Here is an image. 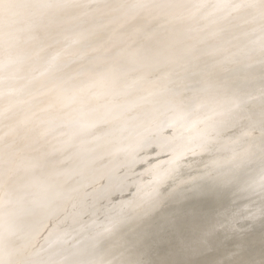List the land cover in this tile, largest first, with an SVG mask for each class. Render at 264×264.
I'll return each mask as SVG.
<instances>
[{
  "label": "bare ground",
  "instance_id": "bare-ground-1",
  "mask_svg": "<svg viewBox=\"0 0 264 264\" xmlns=\"http://www.w3.org/2000/svg\"><path fill=\"white\" fill-rule=\"evenodd\" d=\"M83 1L0 0V143L16 138L18 154L0 168V264L26 251L27 264H264V130L245 127L264 125V0H97L103 13ZM95 10V24L130 19L98 25L112 45L94 55ZM89 32V79L68 86L73 58L45 44L75 59ZM95 83L119 88L85 100ZM75 198L101 208L68 229Z\"/></svg>",
  "mask_w": 264,
  "mask_h": 264
},
{
  "label": "rangeland",
  "instance_id": "rangeland-1",
  "mask_svg": "<svg viewBox=\"0 0 264 264\" xmlns=\"http://www.w3.org/2000/svg\"><path fill=\"white\" fill-rule=\"evenodd\" d=\"M31 1H32V0H31ZM85 1H86V2H89V1H91V0H88V1H87V0H84L83 2H85ZM92 1H93V0H92ZM96 1H97V0H95V1H93V2L95 3ZM108 1H109V0H108ZM111 1H115V0H111ZM116 1H117V0H116ZM119 1L121 2V0H119ZM122 1H123V0H122ZM126 1H127V0H126ZM15 2H17V0H15ZM83 2H82L81 4H83ZM86 2H85L86 5H88V4L90 3V2H89V3H86ZM93 2H91L92 4H89L88 6H85V4H83V5H81L80 3H79V4H80L82 7L84 6L83 8H86V7L88 8L89 6H93V8L96 9V8L98 7L97 5H99V2L97 1L98 4H97V2H96V4H94L95 6L93 5ZM130 2H131V1H130ZM130 2H128V3L130 4ZM137 4L140 5V3H137ZM157 4H158V3H156V2L153 1V5H154V6H157ZM132 5H133V3H132ZM132 5H131V6L129 5V6L133 8ZM134 5H135L134 8H135V10H136V9H137V8H136V3H135ZM139 5H138V6H139ZM144 5H145V4H144ZM99 6H100V5H99ZM140 6H141V5H140ZM140 6H139V7H140ZM2 7H3V6H2ZM2 7H1V8H2ZM4 7H5V6H4ZM4 7H3V8H4ZM7 7H8V6H7ZM7 7H6V8H7ZM34 7H35V6H34ZM34 7H32V8H34ZM139 7H138V8H139ZM3 8H2L0 11H2ZM10 8H11V7H9V9H10ZM36 8H37V7H36ZM36 8H34V11L36 10ZM93 8H90V9H93ZM102 8H104V7H102ZM140 8H141V11H143V8H142V7H140ZM203 8H204V7H203ZM203 8H202V10H203ZM30 9H31V7H30ZM90 9H88V10L90 11ZM98 9H100V12L103 13V11H101V6H100V8L98 7ZM4 10H5V11H6V10L8 11V8H7V9L4 8ZM31 10H32V14H33V9H31ZM31 10H28V12L30 11L29 14L31 13ZM103 10H105V13H104L105 15H106V10L109 11V9H103ZM137 10L140 11V9H137ZM145 10H146V9H145ZM92 11H94V9H93ZM92 11H90V12H92ZM97 11H99V10H97ZM97 11L95 10V12H93L92 14H93V15H94V13L97 14ZM110 11H111V10H110ZM100 12H98L97 15H99V14L101 15L102 13H100ZM0 13H1V15H2V14H7V13H5V12L3 13V11L0 12ZM141 13H142V12H141ZM143 13H145V12L143 11ZM107 14L110 15V16L113 15L112 17H115V16H114L115 13H113V12H112V15H111V13H107ZM135 14H136V16H135L134 18H136V20H137V22H138V18L140 19L141 14H140V16H139V13H138V15H137V13H135ZM1 15H0V16H1ZM36 15H39V14L36 13L35 16L33 15L34 17H32L31 15H30V16H31V18L36 19V18H38ZM93 15H92V17H94ZM100 15H99V16H95V20H94V21H93V19H92V17H91L90 19H92V22H91L90 19H89V21H88L89 23L87 22V27H88V24H89V25H93V23L95 24V21L97 20L96 18L100 17ZM105 15L102 14L101 17H102V16H105ZM116 15H117V14H116ZM118 15H119V14H118ZM118 15L116 16L118 20H119V18H120V19H124L126 22H128L127 19H130V17H129V18H126V19L124 18V17H126L127 15L129 16V14H127V15L124 14V16H122V14H120L123 18H121L120 15H119V17H118ZM3 16L6 17V15H3ZM106 16H107V15H106ZM110 16H109V17H110ZM143 16H144V15H143ZM155 16L160 17L159 15H155ZM5 17L2 18V16H1V17H0V20H3V19L5 20ZM7 17H8V15H7ZM7 17H6V19H7ZM107 17H108V16H107ZM107 17H103V18H105V19H103V21L101 20V22L104 24V23H105L104 20L107 19L106 24H104V27H106L108 24H109V25H113L112 21L115 22V21L117 20L116 17L113 18V19L111 18L112 20H111L110 18H107ZM137 17H138V18H137ZM143 18H144V17H141L140 20H142ZM100 19H102V18H100ZM100 19L98 18V22H100V21H99ZM108 19H109V20H108ZM110 20H111V21H110ZM114 20H115V21H114ZM136 20H135V21H136ZM140 20H139V21H140ZM125 21H124V22H125ZM129 21H130V20H129ZM131 21H132V20H131ZM257 21H258V22H260V21H264V16H262V17H261L260 19H258ZM90 22H91V23H90ZM96 22H97V21H96ZM107 22H110V23H112V24H110V23L107 24ZM116 22H117V21H116ZM120 22H121V24H125V23L122 22V20L119 21L118 23H120ZM196 23H197V21H196ZM103 24H100V23L97 24V23H96V24H95L96 26L93 25V26H95L96 28H95V27H90V26H89L90 28H93V29L91 30V33H92L93 39H95L96 41H94V40L92 39V36H91V34H90V32H89V34H90L89 36H91V37L88 38V37H89V36H88L87 39L85 38L86 40H85V41L83 40L84 42H82L83 45L86 47V48L84 47V49H82L83 51L81 50L82 52H84V54H82V52H79V53H80V55H79V53L77 52V54H78L79 56H76L77 58H75V59H74V57H75V55H76V52H75V54H74L73 51H70V50H68V49H66V50L63 49L61 52H63L64 50H65V52H64V53H61V52H60V49H62V47H61V48H58V45H56L54 42H52V40L50 41V40H48V39H47L46 41H48V42L50 41V42H49V43L47 42L48 44H45V46L48 45L49 47L47 46V47H48V48H47V47L42 46V47H44V48H41V46H39V47H40V48H39V52H40V53L45 52L44 50H46V48H47L48 50H46V51L49 52V50H50V53H51V54L55 53V51H56L57 55H59V56H60V54H61V55L63 54V55L65 56V58H64V56H61V58H62V63H63L62 65H68V63H70L71 58H73V59L71 60L72 62H73V60H74V62H75V60H76V64L73 62V64L75 65V67L77 66L75 69L78 68L77 70L80 71V72H81V69L84 71V70H85L84 68H86V65H87V64H89V65H87V66H91V64L93 63L92 61H94L93 59L95 58V57L93 58V56H94L95 53H96L95 51H97V47H98V50H99V48H101V51H104V50H108L109 47H111V45H112V43H109L110 41H108L107 38H106V40H107L108 42H107V41H106V42H102V41L100 40L101 37H102V35L106 34L105 30L108 29V26L105 28V30H104V27H103V26H102V28H101L100 26H98V25H103ZM114 24H115V23H114ZM116 24H117V23H116ZM89 27H88V28H89ZM98 27H99V29L101 28V30L98 29L99 31H101L100 33H99V31L97 30ZM93 30H94V32H93ZM102 30H104V31H102ZM106 31H107V30H106ZM124 31H126V30H123V32H124ZM96 32H98V34H97ZM123 32H122V34H123ZM127 32H128V31H126L125 33H127ZM101 33H103V34L101 35ZM94 34H97V36L94 35ZM99 34H100L101 37L99 36ZM107 34H108V32H107ZM128 34H129V33H128ZM128 34H126L125 37H128V36H129ZM127 35H128V36H127ZM241 35H242V34H240V35L234 37V38L231 39V40H226V39H224V38H221V39H219L218 43H216L215 45H212V46L207 47V48H206V54H208V58H209L208 62H205V63H203V64L194 63L195 68H196V69H197V68H203V67H205V66H207V65H209V64H211V63H213V62H215V61L218 60L219 58H221V57L224 55V53L227 52V50H229L230 48L234 47V46L239 42V40H240V37H239V36H241ZM94 36H95V37H94ZM98 36H99L100 39H98V38L96 39V37H98ZM105 37H107V36L105 35L104 38H105ZM91 39H92L94 42H97V43H95V44H98V40H100V41H101V42H99L100 45H99V44H98L99 46L96 45V46H95L96 48L93 47L94 45H93L92 43H94V42H93V41L91 42V41H90ZM88 40H89V42H87ZM102 40H104V39L102 38ZM46 41H45V43H46ZM104 41H105V40H104ZM86 42H87V43H86ZM84 43H85V44H84ZM101 43H102V44H101ZM108 43L110 44V46H108V45H109ZM128 43H129V42L126 43L127 46H129V45L131 44V43H130V44H128ZM50 44H53V46H54V44H55L57 47L54 46L53 48H55V47H56V48L53 50L52 45H51V48H52V51H51V49H50ZM86 44H87V46H86ZM88 44H90V46H91V44H92V47L94 48V50H93L94 52H93V51H89V48H90V50L93 49V48L90 47V46H88ZM103 44H104V45H103ZM107 44H108V45H107ZM132 44H133V43H132ZM132 44H131V45H132ZM102 45H103V46L107 45V46H105V48H106V47H107V48L105 49ZM196 45L199 46L200 43H197ZM100 46H101V47H100ZM125 46H126V45H125ZM132 46H133V45H132ZM87 47H89V48H87ZM102 47H103V48H102ZM57 48H58V49H57ZM40 49H44V50L41 51ZM85 49H86V50L88 49L87 51H89L90 55H92V54H94V55H92L91 58H90V55L88 54V52H87ZM95 49H96V50H95ZM102 49H104V50H102ZM66 51H67V54H66ZM48 52H47L46 54H48ZM52 52H53V53H52ZM59 52H60V53H59ZM91 52H93V53L91 54ZM58 53H59V54H58ZM68 53H69L70 55H68ZM86 53H87L88 57L85 55ZM72 55H73V57H72ZM84 55H85V56H84ZM66 56H67L68 58L70 57L69 60L66 58ZM81 56L83 57V59H82V60H84L83 62H82V60H80V59L82 58ZM80 57H81V58H80ZM79 58H80V59H79ZM84 58H86V59H84ZM88 58H89V59H88ZM92 58H93V59H92ZM66 59H67L69 62H67ZM77 59H79V61H81V62H79L80 64L77 63V62H78ZM91 59H92V61H91ZM88 60H89L91 63H90V62L87 63ZM104 60H105V59H104ZM104 60H103V62H100L101 65H102V64L104 65ZM106 60H109V59H107V57H106ZM101 61H102V60H101ZM109 61H111V60H109ZM64 62H66L67 64H66V63L64 64ZM72 62L69 64V66H72ZM84 62H86V63H84ZM83 63H84V64H83ZM106 63H107V61H106ZM106 63H105V64H106ZM108 63H109V62H108ZM110 63H111V62H110ZM82 64L85 65V66H82ZM33 65H36V64H33ZM74 65H73V66H74ZM80 65H81V66H80ZM92 65H93V64H92ZM99 65H100V64H99ZM73 66L70 67V69L72 68V69H73L72 71H73L74 73H73L72 71H71V73L68 72V73H67V74H68V78L65 77V78H66V79H65V83H66V81H67L68 86H71V87H74V86H73V85H74L73 83H75V80H77V79H75V78H78V80H79V79H81L82 77H84V75H85L83 71L80 73L82 76H80L79 74L77 75V73H79V72H77V70H76V72H75ZM104 66H105V65H104ZM79 67H80V70H79ZM83 67H84V68H83ZM34 68H35V67H34ZM34 68H33V70L36 69V68H35V69H34ZM38 69H39L40 71H39ZM86 69H87V68H86ZM147 69H148V68H147ZM147 69L145 68V70H146L145 72H146V73L149 72L150 68H149L148 72H147ZM177 69H178V68H176L175 70H173L172 72H169V73H167V74L156 75V76H157V79L154 77V78H155L154 81L157 82V83H165V82H167V79H168L167 76H169L170 74L176 72ZM180 69H181V68H179V70H180ZM36 70H37V72H39V75H41L40 72H41L42 69H41L40 67H39V68L37 67ZM82 73H83V74H82ZM69 74H73V75L75 74L74 76L77 75L78 77H74V76H72V78H71V77H70L71 75H69ZM79 76H80V77H79ZM86 76H89V75H86ZM69 77H70L71 79H75L74 82L72 81L73 83L70 82L71 79H69ZM73 77H74V78H73ZM68 79H69V80H68ZM82 79H83V78H82ZM82 79H81V80H82ZM84 79H87V80H88L89 78L84 77ZM78 80H77V81H78ZM67 83H66V84H67ZM69 83H70V84H69ZM71 84H72V85H71ZM104 84H105V83H104ZM104 84H98V85H97V84L95 83V85H90L86 90L82 91V93H81L80 95H82V96L85 98V100L87 99V101L90 100V102H91V101H93V99H94L93 97L96 96V93H97V92H99V91H112V92H114V91H116V89L119 88V87L117 88L116 86H104ZM75 86H76V85H75ZM137 86H138V85H131L130 87H128V88L126 87V88L129 90V89L137 88ZM125 90H126V89H125ZM89 97H91L92 99H89ZM70 104H71V106H72V105L74 106L75 103L73 102V104H72V103H70ZM51 114H52V113H50L49 115H51ZM245 127H246V131H247V135H248V137H252V136L254 135V133L257 132V131H263V130H264V125H261V126H259V127H258V126H257V127H252V125H247V126H245ZM253 128H254V129H253ZM257 128H258V130H256ZM7 131H8V130H7ZM4 133H5V134H8V132H4V131H2V133H0V134L3 135ZM5 134H4V135H5ZM10 138H11V141L13 142V143L11 142V144L14 145V142H15V140H16L15 137H14L15 140H14L12 137H8V139H7V138L5 139V142H4V140H2V142L0 143V163H1L0 168H1V167H5V166L10 167L9 164L11 163V160H12L11 157L14 158V156L16 155V152H17V151L14 150L13 146H12V148H13V150H12V148L10 147L11 144L9 143L10 141L6 142V140H10ZM13 140H14V141H13ZM6 143H9V144H6ZM7 147H8V148H7ZM9 147H10L11 149H10ZM9 156H11V157H10L11 159L8 158ZM16 156H18V154H17ZM4 163H7V164H4ZM3 164H4V165H3ZM117 167H118V168L120 167V164H119V163H118V166H117ZM144 173H145V174H144V177H145L148 173H147L146 171H145ZM191 174H192V173H190V172H189V173H188V172H183V173L180 174V177H181V178L189 179V177L191 176ZM142 177H143V176H142ZM127 179H128V178H127ZM139 180H140L139 178H136V179L132 180V182H133V183H137V182H139ZM127 181H128V180L124 181V183L127 182ZM90 187H91V186H90ZM158 191H159L160 194L165 195V193L168 191V189L161 188V189H159ZM75 199L77 200L78 206L75 207V209H74V210H76V213L73 214V218H72L71 221L69 222L68 229H69V228H74V229L81 228L80 226L82 225V223H80L79 221H81V220H83V219H90V218L87 217V216L82 217V215H83V214H84V215H87V212H88V214L91 216V218H93V215H94L95 213H98V212L100 211V208H101V206H100L101 203L99 204L98 202H99V201H102V200H96V198H95L94 201H93L92 199H89L88 202L83 203V201H82V200H79V198H78V199L75 198ZM79 202H82V203H79ZM103 207H104V206H103ZM88 210H90L91 212L88 211ZM84 211H85V212L87 211L86 214L84 213ZM92 211H93V212H92ZM89 212H90V213H89ZM94 212H95V213H94ZM82 213H83V214H82ZM89 215H88V216H89ZM61 245H62V244H61L60 241H56L55 244L53 245V248L56 247V249H58V248L60 249ZM30 251H31V250H30ZM30 253L32 254V251H31ZM31 254H29L28 251L24 252V253L22 254L21 260H19V263H20V264H27V262L31 260Z\"/></svg>",
  "mask_w": 264,
  "mask_h": 264
}]
</instances>
